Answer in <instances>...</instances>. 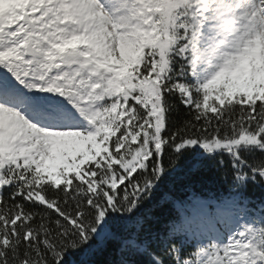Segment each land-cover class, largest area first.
<instances>
[{
  "label": "snow or ice",
  "instance_id": "obj_1",
  "mask_svg": "<svg viewBox=\"0 0 264 264\" xmlns=\"http://www.w3.org/2000/svg\"><path fill=\"white\" fill-rule=\"evenodd\" d=\"M250 185L264 0H0V264H264Z\"/></svg>",
  "mask_w": 264,
  "mask_h": 264
},
{
  "label": "trees",
  "instance_id": "obj_2",
  "mask_svg": "<svg viewBox=\"0 0 264 264\" xmlns=\"http://www.w3.org/2000/svg\"><path fill=\"white\" fill-rule=\"evenodd\" d=\"M188 168L190 165L184 166V171L177 174V187H180L183 181L180 179L187 174ZM191 180L198 183V185H203L204 187H211L214 190L216 188H220L224 186V181L220 177V174L215 171V169L207 168L201 169L199 172L191 174ZM248 195L252 196L254 199H260L264 197V188L259 186L250 185L248 190ZM169 209L165 208H157L156 214L160 218L161 222L168 215ZM115 245L110 244L107 249L101 250L95 253L90 259L95 262V264H114V262L118 259V256L115 252Z\"/></svg>",
  "mask_w": 264,
  "mask_h": 264
}]
</instances>
